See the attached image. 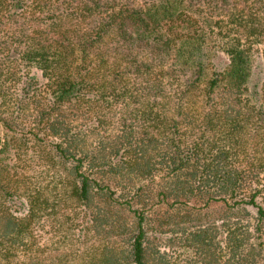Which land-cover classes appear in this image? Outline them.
<instances>
[{
  "label": "trees",
  "instance_id": "trees-1",
  "mask_svg": "<svg viewBox=\"0 0 264 264\" xmlns=\"http://www.w3.org/2000/svg\"><path fill=\"white\" fill-rule=\"evenodd\" d=\"M0 264H264V0H0Z\"/></svg>",
  "mask_w": 264,
  "mask_h": 264
}]
</instances>
